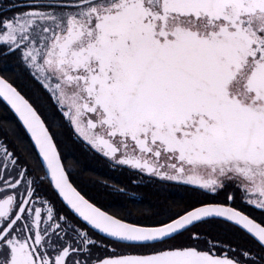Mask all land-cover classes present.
Here are the masks:
<instances>
[{
	"label": "snow or ice",
	"instance_id": "snow-or-ice-1",
	"mask_svg": "<svg viewBox=\"0 0 264 264\" xmlns=\"http://www.w3.org/2000/svg\"><path fill=\"white\" fill-rule=\"evenodd\" d=\"M0 61V264H264V0H0ZM69 144L185 195L109 210Z\"/></svg>",
	"mask_w": 264,
	"mask_h": 264
},
{
	"label": "flooded vegetation",
	"instance_id": "flooded-vegetation-1",
	"mask_svg": "<svg viewBox=\"0 0 264 264\" xmlns=\"http://www.w3.org/2000/svg\"><path fill=\"white\" fill-rule=\"evenodd\" d=\"M3 66L5 63L3 62ZM1 67V65H0ZM7 67L11 69L8 75L12 82L18 87V90L33 102V92L38 87L31 82L27 77L21 80H17L16 68L13 61H7ZM0 121H3L0 119ZM62 155L66 157V166L75 169L73 174L76 178V182L79 185V190L83 191L88 197H91L98 205H105L109 210L118 209V199L117 193L110 190H106L102 185L107 183L109 185L119 184L124 185L128 183V175L126 173L121 174L110 169L106 166L103 161L98 160L88 153L83 152L78 146L68 145L62 148ZM79 161L77 164L76 162ZM137 199L139 201L149 200L154 198L168 199L169 202L173 204L181 203V196L185 193L180 189H171L170 192H165L159 197L155 193L154 189L150 186L141 187L136 190ZM57 206L59 207V203Z\"/></svg>",
	"mask_w": 264,
	"mask_h": 264
},
{
	"label": "trees",
	"instance_id": "trees-1",
	"mask_svg": "<svg viewBox=\"0 0 264 264\" xmlns=\"http://www.w3.org/2000/svg\"><path fill=\"white\" fill-rule=\"evenodd\" d=\"M0 65H1V67H4L2 61H0ZM0 119L3 121L4 120L15 121L17 123V125L19 124V122L17 121V119L15 118L13 113L10 111V109L6 106V104L2 100H0ZM24 140L26 142H30V139L28 138L26 133L24 134ZM82 194H85V193L82 191ZM118 196H119L118 209L122 205H126L129 209H132L133 211H136L137 208H139L140 211H144L150 204L154 205L157 202V199H159V198H154V200H152V199L143 200V201H140L139 205H134V204L129 202L128 197L120 196V195H118ZM86 197H88V196L86 195ZM169 203H171V202H169ZM101 206L106 208L105 205L101 204Z\"/></svg>",
	"mask_w": 264,
	"mask_h": 264
},
{
	"label": "water",
	"instance_id": "water-1",
	"mask_svg": "<svg viewBox=\"0 0 264 264\" xmlns=\"http://www.w3.org/2000/svg\"><path fill=\"white\" fill-rule=\"evenodd\" d=\"M10 109V108H9ZM11 111V110H10ZM12 112V111H11ZM13 113V112H12ZM13 115H14V113H13ZM15 116V115H14ZM16 118V117H15ZM17 119V118H16ZM18 121V120H17ZM29 139H30V137H28Z\"/></svg>",
	"mask_w": 264,
	"mask_h": 264
}]
</instances>
